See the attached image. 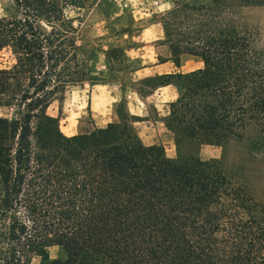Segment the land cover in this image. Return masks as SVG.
Wrapping results in <instances>:
<instances>
[{
	"label": "trees",
	"instance_id": "16d2710c",
	"mask_svg": "<svg viewBox=\"0 0 264 264\" xmlns=\"http://www.w3.org/2000/svg\"><path fill=\"white\" fill-rule=\"evenodd\" d=\"M102 1L13 0L0 17V108L12 111L0 115V264H264V204L219 162L146 145L124 101L118 121L74 135L48 112L71 88L106 82L80 57L68 15ZM251 4L174 0L159 19L176 66L185 54L203 62L138 80L141 96L176 88L163 122L179 149L264 133V48L243 23ZM107 58L112 72L139 70L123 48ZM53 245L66 258L51 260Z\"/></svg>",
	"mask_w": 264,
	"mask_h": 264
},
{
	"label": "rangeland",
	"instance_id": "374dc122",
	"mask_svg": "<svg viewBox=\"0 0 264 264\" xmlns=\"http://www.w3.org/2000/svg\"><path fill=\"white\" fill-rule=\"evenodd\" d=\"M167 6L158 7L151 0H103L102 3L87 5L85 8L70 9L68 15L75 17L79 28V54L89 61L105 83L91 85L84 83L71 88L62 100H54L48 112L60 118L61 129L67 135L87 133L96 127H105L118 121L119 103L141 120L134 123L137 132L146 145H161L170 158L179 154L195 155L202 160L217 161L221 170L234 182L249 191L253 198L264 204V133L258 129L248 130L243 138L231 139L222 145L202 141H188L179 149L174 136L165 126L163 117L167 114L168 103L177 96L174 87L155 90L148 96H141L137 88L143 87L139 79L152 75V69L137 73L110 71L107 51L112 47L123 48L133 59L132 66L142 69L160 61L170 51L162 46L157 31L142 35V30L158 21ZM13 0H0V17L15 13ZM243 23L249 28L256 48H264V0H252L245 7ZM138 45L144 48L130 50ZM4 65L13 62L9 51L2 52ZM199 58L185 55L183 72L203 66ZM15 110V109H13ZM11 110L0 108L1 116H8ZM51 260L64 259L67 254L63 247L48 248ZM36 256L31 264H41Z\"/></svg>",
	"mask_w": 264,
	"mask_h": 264
},
{
	"label": "crops",
	"instance_id": "0c3cea01",
	"mask_svg": "<svg viewBox=\"0 0 264 264\" xmlns=\"http://www.w3.org/2000/svg\"><path fill=\"white\" fill-rule=\"evenodd\" d=\"M151 1L154 4H156L158 7H162V6L166 7L167 6V9H169L172 6L174 0H151ZM153 30L157 31L158 37L156 39H158L160 41L163 38V27H162L161 23L159 22V20L154 22V23H152L151 25L145 27V29L142 30L141 34L142 35H149V34H151L153 32ZM162 46H167V45L162 44ZM144 47H145V45H138V46H136L134 48H130V50L132 51L135 48L141 49V48H144ZM185 55H188V54H185ZM185 55H183L181 57L180 66H176L175 65L173 60L170 59L171 54L169 53V55H166L164 58H162L165 61H158L157 63H154L152 65H150V64L145 65L142 69H139V70L135 71V73H137L139 71H142V70H145V69H152L153 70L152 75L171 73V72H175V71H182V68H183V65H184V56ZM199 62L203 63L201 60H199ZM168 87H174V86L169 85V86L161 87L159 89H164V88H168Z\"/></svg>",
	"mask_w": 264,
	"mask_h": 264
}]
</instances>
